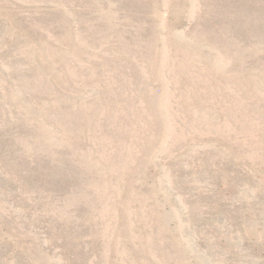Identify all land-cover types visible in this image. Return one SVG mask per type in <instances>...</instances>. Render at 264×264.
Masks as SVG:
<instances>
[{"label": "rangeland", "instance_id": "obj_1", "mask_svg": "<svg viewBox=\"0 0 264 264\" xmlns=\"http://www.w3.org/2000/svg\"><path fill=\"white\" fill-rule=\"evenodd\" d=\"M0 264H264V0H0Z\"/></svg>", "mask_w": 264, "mask_h": 264}]
</instances>
